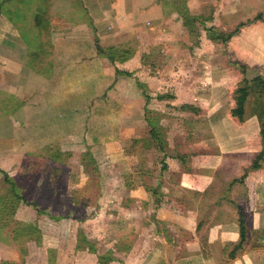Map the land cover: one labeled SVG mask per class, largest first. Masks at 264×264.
Wrapping results in <instances>:
<instances>
[{
  "label": "rangeland",
  "instance_id": "rangeland-1",
  "mask_svg": "<svg viewBox=\"0 0 264 264\" xmlns=\"http://www.w3.org/2000/svg\"><path fill=\"white\" fill-rule=\"evenodd\" d=\"M217 1L224 3L226 7L231 5V9L233 4L241 3L240 7L247 9L241 22L235 21L236 24L232 22V18L225 16L228 13L219 16L223 29H218L220 33H231L240 24H249L256 17L262 18L264 5H251L248 0H165L166 9H172L169 3L177 7L181 4L184 7L180 8L179 12L185 11L190 16L199 18L194 23L195 26H192L196 32L193 34L187 27L179 26L183 15L180 16L178 11L176 22L174 14L168 16L170 18L164 23H156L157 25L151 22L148 13L145 14L144 20H140V15L137 14L129 17V22L124 28L138 23L146 25L143 36L148 46L140 49L141 52L144 51V55L149 54L147 62L142 63L146 66V73L140 70L141 66H144L140 61L141 54L135 61L124 66L129 70H136L132 74L133 79L123 72L112 77L106 73L105 78L106 75L109 78L101 80L103 78H97L100 65L90 57L97 53L99 58V51H108L109 47L98 46L92 49V52L82 47L76 48L75 54H80L81 57L76 63L82 66V70L74 79L56 80L58 85L54 81L44 84L39 79L28 83V87H32L31 90L43 84L47 90L39 93L41 97L35 96L33 99H49L41 105V110L35 107L32 114L21 112L12 120L15 127L12 134L15 137L13 154L16 152V155L21 156L18 160L16 157L12 159L16 160L13 161L16 165L12 163L8 171L18 186V191L27 201L19 205L15 214V220H19L25 228L21 232L15 225L0 230V259L9 252L11 258L18 259L15 264L22 261L25 264H58L59 259L65 262L64 264H142L140 260H143L144 264H155L161 255L167 259L174 257L171 253L174 245L172 238L177 236L178 232L171 230L168 222L155 220L158 217L167 219L168 213L175 211L172 209V202L169 201L170 198H166L160 209L154 206L144 208L138 198L145 195L149 200L152 197H149L148 193L134 190L142 180H138V175L134 178L132 173H142L139 169L151 170L152 174L146 177L148 183L156 185L164 179L166 187H169V183L173 187L174 183L180 180L183 165L173 159L167 160V157L164 160L160 152L155 153L153 145L151 150L143 149L144 143L146 146L150 142L154 143L152 129L159 131V128L150 129L145 123L144 111L138 108V93L134 89L139 88L144 92L145 98L150 97L149 103L153 104V110L149 115L154 117V121L160 119L163 124V128H160L163 139L167 138L166 133L170 130L173 137L170 152L174 149L181 152L180 148L185 144H189L190 152L192 149L199 151L197 146L191 145L184 138L190 128L196 131V137L200 134V137L206 138L207 141L219 136L221 130L218 132L217 129H207L199 122V119H209L213 113V110L207 111L204 97L209 92L206 78L212 77V73L203 62L204 51L200 49L199 39L206 31L207 21L204 20L211 13V20L214 17L213 8L216 7ZM78 2H81L82 9H87L84 0H76V3ZM62 8L66 15L73 7L64 4ZM84 18V15L78 16V20ZM175 23L177 29L170 30ZM89 27L92 29V26ZM91 29L89 30L92 32ZM109 31H103L101 28L99 35L103 38ZM70 33L61 32V37H64L65 41H96L89 32H75L72 35ZM65 34L68 39H65ZM188 36L191 42H188ZM104 41L106 42V39ZM219 52L221 53V49L215 51V55ZM57 53L60 59H64L59 69L68 70L67 62L71 54H74L73 48L61 47ZM228 62L230 63V60ZM116 63L121 66L124 62ZM182 75L185 79L182 78L181 91H177L171 77L181 80ZM212 78L207 79L211 82ZM21 83H18V87ZM185 88L187 92L183 96L184 99L195 105L196 109L186 110L189 107H186V104H181V107L176 109L170 107L172 103L176 104L175 95H183ZM162 95L170 98L160 99ZM127 99L131 101L130 108L123 110ZM149 103L146 99L145 106L149 107ZM37 104L40 105L39 100ZM1 117L4 116L0 113ZM7 118L11 120L10 116ZM107 120L111 126L107 125ZM23 121L28 124L27 129H22L20 123ZM0 130L7 133L4 125L0 126ZM192 130L191 134L194 133ZM136 139H139L141 144L135 147L133 140ZM52 145L58 146L49 147ZM44 147L58 150L62 158L56 160L48 152H43ZM125 149H132V152L136 153L135 158L125 160L122 155ZM200 151H204V148ZM88 152L92 154L90 160L86 157ZM182 153H185V150ZM138 156L144 160L137 159ZM85 157L87 164L84 167L87 168L84 170L82 158ZM4 160L8 162V159ZM143 161L144 167L140 165ZM164 165L169 166L165 174L162 173ZM0 189L3 193L9 189L1 171ZM129 201L131 202L128 204ZM135 201L138 202L134 203ZM131 240L134 242V249L128 253L125 247L120 246H130ZM178 245L183 244L178 240Z\"/></svg>",
  "mask_w": 264,
  "mask_h": 264
},
{
  "label": "crops",
  "instance_id": "crops-1",
  "mask_svg": "<svg viewBox=\"0 0 264 264\" xmlns=\"http://www.w3.org/2000/svg\"><path fill=\"white\" fill-rule=\"evenodd\" d=\"M22 1H24V5L20 8L16 7ZM38 1L16 0L11 3L10 14L16 12L17 16L27 17L25 22L17 18L8 19L6 16L9 14L0 10V113L4 116L0 118V126L4 125L7 128V133L0 130V169L8 173L9 176L8 170L13 164L16 165L13 161L15 162L21 156V154L16 155V152L13 154L15 138L12 135L15 131L12 124L13 118L20 115L21 112L32 114L35 107L41 110V105L45 103L44 101H48L49 97L45 100L33 98L40 96L39 93L47 91L44 84H51L60 79H74L81 72L82 66L76 63L81 60L80 54H75L76 48L84 47L91 51L98 46L101 48L117 46L131 51L133 57L118 66L121 71L130 72L129 78H132V74L136 70H129L124 66L135 61V58L141 54V65H144L142 63L147 62L149 54L144 55L142 53L144 51L140 50L148 46L143 36L146 25L138 23L130 27L127 25L124 28L123 26L129 22V17L132 18L137 14L140 15V20H144L145 14L148 13L154 24L164 23L174 14L176 15L175 22L179 17L176 9L165 8V0H84L87 9H82V1L76 3V0H46L48 6H42L41 10L37 7ZM248 1L251 5H264V0ZM239 2L241 1L239 0ZM63 3L65 6L73 7L72 11H67L66 15L62 8ZM240 4H233L231 9L229 8L231 5L226 7L224 3L217 1L216 7L213 8L215 18L213 17L211 20V13L204 20L207 21L206 28L216 27L222 31L219 16L223 13H228L225 16L232 18L233 23L241 22L247 9L241 8ZM39 14L46 17L44 23L46 30L44 25L42 30H45L47 34L44 35L46 38L42 41L33 38L39 31L37 27L35 28L36 17ZM79 15H84V20H78ZM180 24L179 26H183V21ZM89 26H92V29ZM101 28L103 31L110 30L108 35L103 38L99 35ZM172 29L173 31L177 29L176 23L170 30ZM68 31L71 32V35L75 32H89L96 41H89V43L86 40L81 42L65 41L64 37H61V32ZM204 32L205 34L199 39L201 46L199 48L204 51L202 53L203 62L210 68L212 77H216L208 76L209 79L212 78L211 82L207 79L208 77L206 78L209 92L204 95L207 111L213 110V113L209 119H199V122L207 129H217L218 132L221 130L219 136L207 141L206 138L200 137V134L196 137V131L190 128L189 133L184 134V138L191 145L197 146L199 151L192 149L190 152L189 144H185L180 148L181 152L176 149L170 152L169 149L173 145L171 144L173 137L170 130L166 133L168 134L167 138L163 139L164 135L160 133L163 124L160 123V119L155 122L150 119L151 115L149 114L153 110V104L149 103V107L145 106L147 98H145L144 92L139 88L138 90L134 89L138 93V108L144 111L145 123L150 129L151 127L159 128V131L152 129L154 143L150 142L148 146L144 143L143 149L151 150L153 145L155 153L159 154L160 152L164 156V160L167 157V160L173 159L183 165L180 180L174 183L173 187L170 183L169 187H166L164 179L156 185L148 183L146 177L150 176L152 171L139 169V172L142 170V173L132 174L134 178L138 175V180H142V183L134 190L144 194L148 193L149 197H152L149 200L145 195L138 198L144 208L154 206L156 209H160L163 207L165 199L170 198L172 209L175 210L173 213L171 211L168 213L167 219L166 217L155 218L157 221L168 222V225H171V230L178 232V235L172 238L174 245L171 253L174 257L167 259L161 255L155 264H264V165L261 169L250 171L246 175V171L250 169L254 160L263 151L260 115L263 113L264 97L258 94L249 96L245 121L241 122L232 116V110L236 108L235 93L239 87L243 86L244 81H251L257 77L264 81V11L262 18L246 24L226 45L211 41L207 32ZM3 36L6 39H2L5 38ZM65 39H68L66 34ZM110 41L113 42L110 43ZM188 42H191L189 36ZM61 47H71L74 52L67 62L69 69H64V71L59 69L64 60L60 59L61 57L57 53ZM41 48H44L45 55L39 59L37 56L40 54ZM219 49H221V53L215 55V51L218 52ZM99 56L97 58V53L91 57L88 56L100 65L97 71L100 73L97 78L108 79V75H106L107 78L104 76L106 73L111 74L110 77L116 76L114 64L108 58ZM234 61L246 66L245 74L231 65V62ZM140 70L143 73L147 72L145 65L141 66ZM180 78L181 80H177L171 77L177 91H181L180 84L183 81V75ZM35 79L42 80L44 84L41 83L43 86L31 90L32 87H28V83ZM19 82L24 84L21 83L18 87ZM56 85H58L57 82ZM184 92L183 95H175L176 104L172 103L170 107L176 109L181 107V104H186V107L189 105L186 110L196 109L195 105H191L183 97L187 89ZM146 95L151 96L152 94ZM38 100L40 105L37 104ZM129 101V99L125 101L124 107L122 106L123 110H129L131 102ZM6 103L8 105H5ZM7 116H10L11 120ZM106 123L111 126L108 120ZM20 124L22 129H27L28 124L24 121ZM191 130L194 133L191 134ZM137 141L138 144H141L139 139L133 140V143ZM202 147L204 151H200ZM184 150L185 153H182ZM130 152L127 153V149L123 150L122 155L125 160L135 158L136 153L132 152V149ZM170 153L172 154L170 155ZM15 157L17 159L12 160ZM4 159H8V162L6 163ZM137 159L143 158L138 156ZM141 164L144 167L145 161ZM168 169L169 166L164 165L163 171H161L165 174ZM242 178H244L243 181L240 180ZM74 203L76 202L74 201ZM239 209L245 214L246 228V238L241 246H238L241 242ZM178 240L182 242V246L178 245ZM132 246H134V242L131 240L130 246L122 244L120 247H125L126 252L130 253ZM23 253L25 252L23 251ZM10 255V252L5 253L4 256L7 257L3 256L4 259H0V264L3 262L15 264L18 259L11 258ZM140 261L144 264L143 260ZM64 263L61 262V259L58 260V264ZM101 263L110 264V262ZM20 264H25V262L22 261Z\"/></svg>",
  "mask_w": 264,
  "mask_h": 264
},
{
  "label": "trees",
  "instance_id": "trees-1",
  "mask_svg": "<svg viewBox=\"0 0 264 264\" xmlns=\"http://www.w3.org/2000/svg\"><path fill=\"white\" fill-rule=\"evenodd\" d=\"M12 2H16V0H0V10L2 12L9 14L8 16H6L8 19L14 20V18H17V19H19L21 21L23 20L25 22L27 20V17L17 16L16 12H11L12 14H10L9 11L11 9L9 7H10ZM169 4L172 6V8L175 7L174 9H176V11H178V12H179L180 8L184 7L181 4H179L178 7H177V5H175V6L172 5V3H169ZM22 5H24V1H22V3H18L16 7L20 8ZM42 6L47 7L48 1L39 0L37 3L38 9L41 10ZM39 12H41V11H39ZM179 13H180L179 14L180 16L183 15L182 16L183 17L182 18L183 19V26L187 27L189 32L194 34L196 32V29H195V27H192V26H195L194 23L197 20H199V18L198 17H192L188 13H186L185 11H181ZM45 19H46V17L44 15L43 16L41 14L37 15L35 28L37 27L39 31L37 32V36L33 37L34 39H37L40 41L45 40L46 37H44V35L47 34L45 31L46 25L44 24ZM259 19L260 18H256L254 21L259 20ZM43 25H44L45 30H42ZM245 25L246 24H241L239 27H237L231 33H228V34L220 33V31L216 27L206 28V32H207L208 38L211 41L226 45L233 37H235L240 32V29L242 27H244ZM48 34L50 35V32ZM99 48H101V47H99ZM39 51H40V54L37 56V58L41 59L45 55L44 48H41ZM99 53L102 56L108 58L112 63L126 62L128 59L133 57L131 51H129L127 49H123L122 47H111V48H108V51L101 50V51H99ZM114 65L116 67L117 75L123 74L124 71L120 70L117 63ZM231 65H233L238 70H240L243 74H245L247 68H246V66H244L240 62L234 61V62H231ZM126 74L128 76H131V73L128 71L126 72ZM251 94H258L261 97H264V81L260 77H257L251 81L245 80L243 86L239 87L235 93L236 108L232 110V116L238 118L241 122L245 121L246 104H247V100ZM165 98H169V96H165V95L160 96V99H165ZM149 102H150V97H147V103H149ZM150 119L154 121V117H150ZM260 122H261V138H262V143H263V151L254 160L250 169H248L246 171V175L250 171H256V170L261 169L264 165V106H263V113H261V115H260ZM156 130H158V129H156ZM137 144H138V141L135 142L134 146L136 147ZM56 146H58V145H52L49 147L52 148V147H56ZM49 147H44L43 152H48L49 154H51V156L53 158H56V160H60V157H61L60 152L58 150H52V149L49 150ZM130 150L127 149V153H131ZM86 157L89 158V160H90V159H92V154L90 152H88V153H86ZM86 157H85V159L82 158V164H83L84 170H85V168H87V167H84L87 164V158ZM0 171L4 175L5 183L9 185L8 191H6L4 193L1 192V189H0V230L9 229L12 226L16 225L15 227H17V229L22 232V229L25 228V226L22 223H19V220H15V214L17 212L19 205L22 202L27 203V201H26L25 197H23V195L18 191V186L12 180V178L8 175V173H6L5 171H3L1 169H0ZM245 176H244V178H245ZM244 178H242L240 180L243 181ZM238 212H239V216H240V227H241V242L238 246H241L244 243L245 238H246V228H245V221H244L245 214L242 212L241 209H239ZM1 238H2V236H0V239ZM100 261H102V258L100 259ZM2 264H9V263L3 262Z\"/></svg>",
  "mask_w": 264,
  "mask_h": 264
}]
</instances>
